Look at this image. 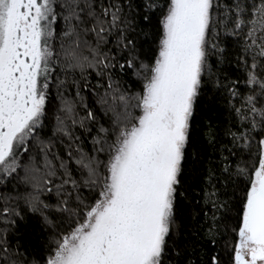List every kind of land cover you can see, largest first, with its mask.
Here are the masks:
<instances>
[{
    "label": "snow or ice",
    "instance_id": "snow-or-ice-1",
    "mask_svg": "<svg viewBox=\"0 0 264 264\" xmlns=\"http://www.w3.org/2000/svg\"><path fill=\"white\" fill-rule=\"evenodd\" d=\"M0 264H264V0H0Z\"/></svg>",
    "mask_w": 264,
    "mask_h": 264
},
{
    "label": "trees",
    "instance_id": "trees-1",
    "mask_svg": "<svg viewBox=\"0 0 264 264\" xmlns=\"http://www.w3.org/2000/svg\"><path fill=\"white\" fill-rule=\"evenodd\" d=\"M221 67L223 70L222 74H231L235 65H230L226 61ZM220 108L221 105L218 103L209 105L208 115L213 116V119L215 120V113L218 112ZM46 239L47 234L41 230L39 223L31 217L21 221L16 233L12 236L14 244L17 241L20 243V252L26 251L29 255H31L33 250H39Z\"/></svg>",
    "mask_w": 264,
    "mask_h": 264
}]
</instances>
